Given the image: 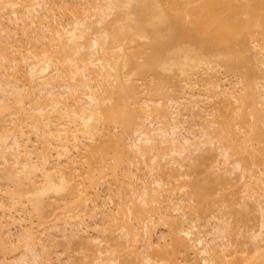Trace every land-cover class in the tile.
<instances>
[{"label": "bare ground", "instance_id": "bare-ground-1", "mask_svg": "<svg viewBox=\"0 0 264 264\" xmlns=\"http://www.w3.org/2000/svg\"><path fill=\"white\" fill-rule=\"evenodd\" d=\"M0 264H264V0H0Z\"/></svg>", "mask_w": 264, "mask_h": 264}, {"label": "rangeland", "instance_id": "rangeland-1", "mask_svg": "<svg viewBox=\"0 0 264 264\" xmlns=\"http://www.w3.org/2000/svg\"><path fill=\"white\" fill-rule=\"evenodd\" d=\"M77 257H82V253H75Z\"/></svg>", "mask_w": 264, "mask_h": 264}]
</instances>
